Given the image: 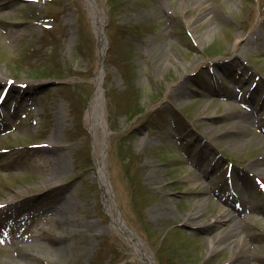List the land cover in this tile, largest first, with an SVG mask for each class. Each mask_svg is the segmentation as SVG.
I'll return each mask as SVG.
<instances>
[{
  "label": "rangeland",
  "instance_id": "374dc122",
  "mask_svg": "<svg viewBox=\"0 0 264 264\" xmlns=\"http://www.w3.org/2000/svg\"><path fill=\"white\" fill-rule=\"evenodd\" d=\"M96 3L103 59L87 0H0V228L37 216L0 229V264H145L106 210L102 153L157 264H264V0Z\"/></svg>",
  "mask_w": 264,
  "mask_h": 264
},
{
  "label": "bare ground",
  "instance_id": "6f19581e",
  "mask_svg": "<svg viewBox=\"0 0 264 264\" xmlns=\"http://www.w3.org/2000/svg\"><path fill=\"white\" fill-rule=\"evenodd\" d=\"M87 4L89 7V11L92 14V19L95 22L96 26V32L99 37V44L100 48L103 51L104 47L106 46V41L103 32L101 31L104 19L97 8V3L96 0H87ZM102 77H103V71H101L95 78L96 80V89L94 92V96L92 98V110H91V118L89 120V129L91 132H95L96 127L102 126L103 130L105 131V124L106 120L104 117V112H103V89H102ZM215 119L214 116H210L209 120L212 121ZM103 148V146H102ZM102 152V151H101ZM96 165H97V174H98V179L101 183V186L103 188V198H104V204L106 206L107 212L110 214L112 217V222L113 224L118 227L123 233L126 234L128 240L131 242L132 247L134 249V254L139 257V259L144 260L147 264H157L156 260L152 256L151 253L147 252L144 247V243L140 237L137 236V234L132 231L129 227L125 225V222H120L118 220V217L115 216L113 212V206L111 203V198H110V188L108 184V180L105 174V164L103 161V153L97 155V160H96ZM10 199H7L5 201H8ZM7 203V202H6ZM223 216H230L229 211H227L226 208L221 209V213L218 214L214 218V222H220L222 220ZM233 214H231L232 218ZM210 223L209 220H205L201 222L202 225H206ZM231 247L235 249L236 251H240L242 249L241 247V236L237 235L233 240L230 242Z\"/></svg>",
  "mask_w": 264,
  "mask_h": 264
}]
</instances>
